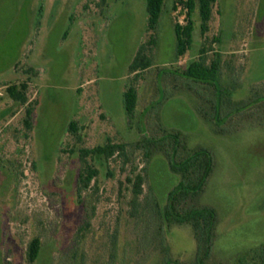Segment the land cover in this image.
I'll list each match as a JSON object with an SVG mask.
<instances>
[{"label":"rangeland","instance_id":"rangeland-1","mask_svg":"<svg viewBox=\"0 0 264 264\" xmlns=\"http://www.w3.org/2000/svg\"><path fill=\"white\" fill-rule=\"evenodd\" d=\"M184 19L172 0L156 30L146 0H0V264H107L114 247L123 264H160L149 205L163 209L181 176L163 150L145 159L133 147L160 128L180 134L181 157L213 155L194 202L217 214L208 263L261 264L253 259L264 245V101L216 127L201 112H212L208 92L179 74L205 45L209 60L222 56L221 82L231 86L224 97L264 96V0H217L205 36L197 11L193 45L178 57L174 24ZM142 45L152 66L135 78L129 66ZM13 85L26 103L10 96ZM131 85L138 102L128 115L123 95ZM107 143L129 147L109 159L83 153ZM175 145L167 142L169 154ZM135 174L145 179L139 219L129 215L127 178ZM162 227L172 264H196L192 227ZM34 239L40 255L31 262Z\"/></svg>","mask_w":264,"mask_h":264},{"label":"trees","instance_id":"trees-1","mask_svg":"<svg viewBox=\"0 0 264 264\" xmlns=\"http://www.w3.org/2000/svg\"><path fill=\"white\" fill-rule=\"evenodd\" d=\"M175 10L181 9L185 14V23L176 22L174 24V32L176 36V54L178 57L183 56L189 49H191L194 42V20L193 16L198 11L201 20L200 29L201 34L206 35L209 30V23L212 18L213 6L217 0H172ZM165 0H146V11L148 15V28L156 30L160 17L163 13ZM215 41L217 39L215 38ZM208 48L205 45L200 50L199 57L192 61L188 67L179 74L180 78L186 79L192 88H200L208 92L209 110L201 112L204 116H209L216 127L227 122L232 116H241L240 110L247 108L253 104L264 101V96L258 94L255 99L249 102H234L224 95L230 92L231 86L226 87L222 84V56L220 52L214 53V58L208 59ZM152 66V60L147 55L145 45L139 47L132 63L129 66L130 73H134L138 78L139 75ZM177 79V78H176ZM236 78L234 79V81ZM23 91L26 86H22ZM8 93L17 102L26 103L27 99L22 90L18 89L17 85L9 86ZM261 93V92H260ZM124 106L128 115H132L136 109L138 102V91L134 85H131L123 95ZM261 99V100H260ZM33 109L27 110L28 119L25 121L28 129L32 128L31 116ZM239 114V115H237ZM75 123L70 124V128H75ZM160 136L153 137L148 134L143 140L133 144L136 149L143 151L145 159H150L153 152L163 150L169 161L170 169L173 173L181 176L180 182L168 193L166 204L163 209L159 203L154 200L149 205L152 214L153 223L155 226L154 232L157 233V248L162 252L160 264H172L166 253L165 240L163 237V227L165 225H190L194 232V238L197 242V260L196 264H209L211 246L215 238V229L217 225V214L213 208L197 207L194 205L196 198L204 190L208 178L213 172L214 158L212 153L207 149H199L193 152H187L183 157L179 152L180 148L186 147L180 139V134L170 133L162 128ZM223 132V129L218 130ZM174 140L176 145L171 154L168 150L167 142ZM132 146V145H131ZM129 145L107 143L103 146H98L93 150H85L84 154L101 155L106 159L114 156L125 155ZM171 148V147H170ZM169 148V149H170ZM179 154V155H178ZM180 156V157H179ZM82 157H84L82 155ZM95 171H91L89 177L95 175ZM81 182L83 181V174H80ZM127 183L131 185V199L129 201V215L139 219L144 209L140 200L144 192L143 185L145 183L144 176L135 174L133 177L127 178ZM85 185V184H84ZM81 188H79V191ZM158 218L160 224L156 223ZM150 235V234H149ZM147 235V236H149ZM151 236V235H150ZM149 236V237H150ZM41 242L39 239H34L28 247V258L31 262L38 259L40 255ZM145 248V246H144ZM165 249V250H164ZM260 252L255 254L253 261H259L264 264V245L260 248ZM164 250V251H163ZM124 260V259H123ZM107 264H123L122 258H118V251L114 247L110 259Z\"/></svg>","mask_w":264,"mask_h":264}]
</instances>
